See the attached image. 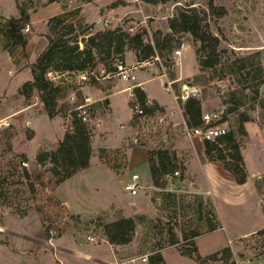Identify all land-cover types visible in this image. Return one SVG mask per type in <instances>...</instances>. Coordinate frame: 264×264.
Here are the masks:
<instances>
[{"label":"rangeland","instance_id":"374dc122","mask_svg":"<svg viewBox=\"0 0 264 264\" xmlns=\"http://www.w3.org/2000/svg\"><path fill=\"white\" fill-rule=\"evenodd\" d=\"M209 1L54 0L50 4L52 2L49 0H0V22L14 14L19 16V10L26 9L30 15L26 25L29 30L22 31L31 37L36 33L42 34L46 28L49 31L51 17L58 15L56 12L61 14L64 11L67 22L92 26L86 33L79 34V44L84 49L88 36L104 29L120 27L136 32L145 28L149 38L157 29L164 33L171 32L168 19L178 9L194 6L199 12L207 11L209 14ZM213 1L227 10L222 17L210 14L208 17L212 32L220 37L221 55L216 66L201 68L192 35L180 33L177 35L181 42L180 56L175 55L174 51L164 50L163 57L136 70L137 79L145 80L144 87L149 92V98L168 107L162 112L168 123L160 126L154 119L148 118L137 124V128L133 127L129 123L133 106L128 92L116 91L132 82L118 76L100 80L105 86L118 84L112 88L111 111L106 99L92 103L86 122L91 136L97 140L102 133L109 134L107 138L113 146L122 143L124 136H127L129 139L125 144L115 149L125 150L130 146L128 153L140 159L143 156L147 158V150L156 152L166 149L171 161L176 164L163 176L162 186L153 184L150 187L148 162L142 164L140 160L133 168L128 163L127 173L138 171L141 175L140 185H148L147 189L140 188L136 195H131L124 188L127 181L114 176L108 167L99 162V149L104 146L100 147L96 141L93 142L94 148L91 144L93 156L90 165L71 178L62 180L60 163L54 150L57 141L62 138L55 140L49 126H43L35 134L32 124H36V106L26 111L19 110L22 102L26 105L36 102L37 94L28 99L20 93L23 84L19 87L18 83L24 82V73L16 75L20 68L30 67V63H26L27 55L15 49L11 60L18 70L12 68L0 29V122H10L8 126L0 127V180L3 181L0 189L8 192L0 197V264H88L82 254L95 251V248L100 250L104 259L112 258V248L120 258L140 254L150 256L159 250L166 264H197L193 258L181 254L178 246L171 242L174 235L179 245H183L185 237L193 234H199L194 240L201 255L229 246V262L224 259L211 264H229L233 261L235 264H264V0ZM83 9L93 15L89 22L80 16ZM133 52H125L126 63L137 62ZM94 71L100 77L104 73L101 66ZM159 73H165L170 79L180 77L177 85H172L175 90L165 85L168 80ZM194 89L197 92L193 93ZM175 92L178 94L176 96L188 92V96L177 100ZM59 93L58 112L54 116L61 120L62 116L72 114L77 104L84 103V96L80 94V89L70 84L63 85ZM71 95L74 97L71 98ZM189 96L202 100L203 113L222 112L228 120L229 130L235 128L239 115L250 118L244 123L248 133L236 136L242 155V172L232 173L224 160L210 159L204 149L207 160L220 163L233 177V182L245 183L243 188L233 186L229 195L231 203H226L223 197L212 199L201 193L207 184L197 173L200 159L198 146L192 142V137L185 134L181 122L183 101ZM9 111H15L14 115L5 117ZM27 120L32 123L28 125ZM54 129L60 137H65L69 127L66 126L64 130L56 123ZM5 130L14 131L15 135L6 137ZM134 132L140 141L131 146L134 144ZM43 133H48V139H42ZM9 144H12V149ZM221 147L224 152L229 151L224 143ZM22 155L28 160L23 161ZM107 158L112 162H121L113 152H109ZM24 162H27L26 165ZM23 166L30 172L35 185L34 193L27 190V179L22 176ZM188 166L191 174L183 180ZM175 169L179 173L173 176L171 173ZM241 174L245 175V180L238 183ZM187 183H195L196 189H193V184L188 187ZM145 190H148L146 195ZM217 192L219 196L223 195L218 189ZM126 197L135 198L138 205L123 210L112 204L123 199L125 201ZM59 201L68 204L72 210L70 216L61 212ZM119 212L136 220L135 235L131 242L124 245L111 244L103 229V223L116 219ZM50 223L60 228L58 235L52 238L48 232ZM209 223L214 225V230H211ZM89 234L95 239H88Z\"/></svg>","mask_w":264,"mask_h":264},{"label":"trees","instance_id":"16d2710c","mask_svg":"<svg viewBox=\"0 0 264 264\" xmlns=\"http://www.w3.org/2000/svg\"><path fill=\"white\" fill-rule=\"evenodd\" d=\"M49 1L52 2L54 0ZM152 1L164 2L167 0ZM208 6L209 14L212 16L222 17L227 14L226 8L217 6L213 0L209 1ZM209 14L207 11L199 12L194 6L180 8L173 17L168 19L171 32L164 33L161 29H157L153 32L152 38L148 37L145 28L136 32H130L120 27L99 30L88 36V42L85 43L84 49L80 47L79 34L86 33L92 26H83L80 22H67L68 17H66L67 13L65 12L52 16L48 22L49 31L51 32V35H47L48 43L35 61L30 63L33 80L24 82L20 93L24 94L28 99L37 94L43 110L52 117L58 112L59 92L65 84L50 79L48 77L50 70L59 73H72L94 70L101 66L104 71L101 76H106L115 69V61L117 59L124 60V54L127 50L135 52L137 61L151 60L155 56L163 57L164 50L173 52L181 44L177 36L180 33H190L192 35L196 45L199 66L201 68H212L219 63L221 53L220 37L214 34L210 28ZM29 20L30 15L27 10L20 9L19 16H12L0 22L2 35L12 40L14 44L25 46L30 36L22 30L29 23ZM97 83L99 82L93 84ZM133 92L138 101L144 104L146 98L144 90L136 86L133 88ZM183 102L182 115L186 122L189 125H200L204 111L202 100L197 96H189ZM156 110L163 111L164 108L157 102H153L150 106H145L147 114H153ZM249 119L244 114L239 115L234 129L219 137L217 141H204L206 153L210 159L224 160L225 166L235 174L239 171L242 172V167L240 166L242 155L236 136L248 133L244 123ZM137 121L138 116L133 115L132 123H137ZM67 132V135L58 141L54 147L60 163L62 180L68 179L79 170L88 167L92 154L91 130L86 123L80 122L75 132L71 133L70 129H67ZM4 133L9 138L15 135L12 130H5ZM223 143L228 147V152H224L221 147ZM9 147L12 149V144H9ZM109 152L115 153L116 158L121 160V162L110 161L107 158ZM148 153L153 184L162 186L164 184L163 176L176 164L171 161L169 151L166 149H159L156 152L149 150ZM21 157L23 161L28 160L25 155ZM99 157L103 163H106L115 171L126 165V153L122 149L102 147L99 149ZM22 176L27 179V190L34 193L35 185L26 166L22 167ZM238 180V183L244 182L245 175L241 174ZM1 183H3L2 180H0ZM6 194H8L6 190L0 189V197L6 196ZM209 225L211 230H214V225L211 223ZM103 229L107 240L111 244L124 245L131 242L135 235L136 220L134 217L125 216L122 212H119L116 219L103 223ZM195 236L197 235L193 234L185 237L184 244L179 245L178 239L173 235L171 242L178 246L181 254L193 258L197 264H211L224 259L229 262L228 260L231 256L229 246L208 255H201L194 240ZM149 263L166 264L159 250L149 256ZM229 264H235V262L233 261Z\"/></svg>","mask_w":264,"mask_h":264},{"label":"crops","instance_id":"0c3cea01","mask_svg":"<svg viewBox=\"0 0 264 264\" xmlns=\"http://www.w3.org/2000/svg\"><path fill=\"white\" fill-rule=\"evenodd\" d=\"M54 2H52V3H50V4H53ZM62 10H60V12H61ZM64 12V11H63ZM62 12V13H63ZM56 13H58V14H60L59 12H56ZM55 13V14H56ZM80 16L82 17V18H84L87 22H89V20H90V18H92L93 17V15L91 16L88 12H85V10L83 9V11H82V13L80 14ZM14 17H17L15 14H14ZM9 18V17H8ZM47 35H51V32L50 31H48V29L46 28V30H44L43 32H42V34L40 33V34H34V35H32L31 37H30V39L28 40V42H27V44L25 45V46H22V45H20V44H14L13 42H12V40H9L7 37H5V36H3L4 38L2 39V41H3V44L5 45V50H7V52L9 53L8 54V58H10V61H11V63H12V65H13V69L14 70H18L17 68H16V65L12 62V60H11V57H13V55L15 54V49H20V51L24 54V56H28V60H27V62L26 63H32V62H34L35 61V59L37 58V56L39 55V53L46 47V45H47V43H48V38H47ZM9 40V41H8ZM26 53V54H25ZM133 54H134V57L136 56L135 55V52H133ZM136 58V57H135ZM133 64V63H132ZM146 65V64H145ZM144 66V65H143ZM141 68V67H140ZM24 73V75H25V79H24V82H26V81H32L33 80V75H32V72H31V69H30V67H28V66H25L24 68H20V70L16 73V75H21V74H23ZM159 75H163L164 77H166V79L168 80L166 83H165V85L166 86H170V87H173L172 85H177L176 83H177V81H180V77L179 78H177L176 79V77L175 78H171L170 79V77H168L165 73H159ZM106 78H110V76L109 77H105V78H103V79H106ZM102 79V80H103ZM22 80V79H21ZM137 82H140L141 84H142V90H144V92H145V95H146V98H149V92L146 90V88L144 87V82H145V80H143V81H140V80H136ZM23 80L21 81V82H19L18 83V86L20 87L23 83ZM184 83V82H183ZM118 83H116V84H111V85H109V86H105V85H103V84H101L100 83V81H99V83H97V84H86L82 89H80V94H82V96H84V98L85 97H90L91 98V100H93V102L95 101V103L97 102V101H102L103 99H106V101L108 100L109 101V107H110V109H109V111H111V99H110V97L112 96V93H113V89L112 88H115L116 87V85H117ZM136 87V86H135ZM134 88V86H133V83H130V85H128L127 83L123 86V87H121V89H116V91H118V92H121V91H127L128 92V96L130 97V102L132 103V105H133V103L135 102V101H137L138 99L136 98V96L134 95V92H133V89ZM185 88V87H184ZM173 89L175 90V88L173 87ZM106 92V93H105ZM177 94H176V92H175V97L177 98V100H178V98H180L179 96H176ZM74 96L73 95H71V98H73ZM134 97V98H133ZM35 98H36V102H34L33 104H25L24 102H22L21 104H22V106L21 105H19V110H23V111H26V110H28L29 108H32L33 106L36 108V109H34V111H35V117H36V119H35V121L34 122H36V124L35 123H33L32 125H33V128L35 129V134H38L39 133V131L43 128V126H45V127H48L49 126V129H50V132L51 133H54L53 134V136L55 137V140H58V139H63V137H64V135L62 136V137H60V135L59 134H56L55 133V127H56V123H57V125H58V127H60V126H62L63 127V129L65 130V127L66 126H68L69 127V129H70V126H71V123H72V119H71V113H69L67 116H65V117H61V120L58 118V116H52V117H50L44 110H43V108H42V103L40 102V100H39V98L37 97V95L35 96ZM145 98V99H146ZM150 100H151V102L153 103V102H157L161 107H163V108H168V107H166L163 103H161L160 101H158V100H156V99H151V98H149ZM179 102V101H178ZM151 103V104H152ZM157 111H160V112H163V111H161V110H157ZM11 112H13V113H11ZM14 112L15 111H9L8 113H5V117H11V116H13L14 115ZM175 111H172V113H174ZM13 114V115H12ZM132 117H133V115H132ZM132 117H131V119H130V125H133V127H136L137 128V125H136V123H132ZM27 122H28V125L30 124V123H32V122H30V120H27ZM103 124V123H102ZM130 127V126H129ZM126 127H123V129H125ZM50 133V134H51ZM134 134V133H133ZM132 134V135H133ZM109 134H105V133H102L101 134V136H100V138H98L97 140H96V138H93L92 136H91V144H92V146H93V148H94V145H93V142H97L99 145H101L100 147H102V145L104 146V147H108V148H110V149H115L116 147H119V146H122L123 144H125V142L129 139V138H127V136H124V138L125 139H123L122 140V143H120L119 145L117 144L116 146H113V145H111V142L109 141V139L107 138V136H108ZM131 135V136H132ZM49 137V135H48V133H43V137H42V139H44V137ZM48 137H47V139H48ZM103 137H106V138H103ZM93 138V139H92ZM61 139V140H62ZM192 139V142H194L197 146H198V150H199V152H198V157L200 158L199 160H198V162H197V165H198V167L199 168H197L198 170H197V173L199 172L201 175H202V179L206 182V184H207V186H206V189H203L204 191H201V193H205V195H207V197H210V198H212V199H217V196L218 197H220V198H222L223 197V199H224V201L226 202V203H231V202H229V195L230 194H232V191H233V186L234 185H238V186H240V187H244L245 186V183H242V184H237V183H235V182H233V177L230 175V174H228V172L225 170V168L224 167H221V164L219 163V164H216L214 161H209V160H207V158H206V155H205V152H204V149H205V147H204V143H203V141H202V138H200V137H192L191 138ZM58 142V141H57ZM110 144V145H109ZM133 145H135V144H132L131 146H133ZM126 146V145H125ZM130 149V146H127V149H125L126 151H125V153H127L126 154V167L124 166V167H122V168H119V171H115L113 168H111L110 166H108L106 163H103L100 159H99V157H98V160H99V162L100 163H102L103 165H105L106 167H108L110 170H111V173L114 175V176H120V177H122V180H125V182L126 181H128V180H130L131 179V176H132V174H134V173H137V174H139V176L141 177V175H140V173L138 172V171H133V172H131V173H127V171H126V168L128 169V163H129V166L131 167V168H133L134 166H137L138 165V162L140 161V160H142L141 162H142V164L143 163H147L148 162V164H149V153H148V150H147V158H145V156H143L141 159L140 158H134L131 154H129L128 153V151L127 150H129ZM132 148V147H131ZM142 153H143V151H142ZM144 155V154H143ZM92 156L93 155H91V158H92ZM133 161H135L136 163H133ZM90 163H91V159H90ZM87 168V167H86ZM149 168H150V165H149ZM85 169V168H84ZM81 170H83V169H81ZM81 170H79V171H81ZM188 170H190V166H188L187 167V169H186V172H187V174H185V178L183 179V180H186L188 177L187 176H189L190 174H191V172H188ZM78 171V172H79ZM196 171H194V173H195ZM150 173H151V171H150ZM76 174V173H75ZM74 174V175H75ZM171 175H175V173H171ZM150 176H151V174H150ZM72 177V176H71ZM70 177V178H71ZM69 179V178H68ZM230 180V181H229ZM124 182V183H125ZM229 182V183H228ZM191 185L193 184V189H196V186H194L195 185V183H190ZM190 184L189 183H187V186L189 187L190 186ZM148 185H150V187H151V185H153V181H152V177H151V181L149 182V184ZM148 185H147V187H148ZM243 185V186H242ZM205 186V185H204ZM217 189L218 190H220L221 191V193L223 194L222 196H219L217 193ZM193 191H195V190H193ZM129 192V191H128ZM145 195L148 193V190H145ZM196 193H198V192H196ZM200 193V192H199ZM229 193V194H228ZM131 194V193H130ZM131 195H133V194H131ZM136 195V194H135ZM192 196H196V195H192ZM124 201V199L122 200V202H119V203H112V204H115L117 207H120L121 209H123V210H126V209H128L129 207L131 208V203H135L136 202V200H135V198H130V197H126L125 198V201ZM216 201V200H215ZM126 204V205H125ZM137 204V202L135 203V205ZM68 205V204H67ZM138 205V204H137ZM129 206V207H128ZM69 207V206H68ZM109 207V206H108ZM136 207V206H135ZM99 209H106V208H104V207H98ZM70 209V208H69ZM133 209V208H132ZM70 211L72 212V210L70 209ZM75 212H77V211H75ZM199 235V234H198ZM197 235V236H198ZM202 235V234H201ZM196 237V236H195ZM111 245V244H110ZM113 246H111V248H112ZM163 251V250H162ZM111 252H112V258H113V256H114V254H115V251H114V249L112 248V250H111ZM82 255H84V258L86 259V262L88 263V264H103L105 261H107V260H110V259H112V258H110V259H104V257H103V254L100 252V250L99 249H97V248H95V251H88V252H86V253H84V254H82ZM163 255V254H162ZM208 255V254H207ZM194 263H195V260H194Z\"/></svg>","mask_w":264,"mask_h":264},{"label":"built area","instance_id":"2783aa9c","mask_svg":"<svg viewBox=\"0 0 264 264\" xmlns=\"http://www.w3.org/2000/svg\"><path fill=\"white\" fill-rule=\"evenodd\" d=\"M25 31L29 30V27L24 28ZM174 54L180 56L182 54L181 47L174 49ZM158 60L159 57L155 56L154 59L146 60V61H137L133 64H128L123 59H117L115 62V69L108 73L106 76H98L94 70H86V71H79V72H64L59 73L57 71L50 70L48 72V77L56 82H61L65 85L70 84L75 89L79 90L82 89L86 84H93L96 82H99L102 80V78L105 77H111V76H118L120 79L132 82L133 86H138L142 88V84L140 82H137V76H136V70L140 67H142L145 64L150 63L153 60ZM92 82V83H91ZM192 92H197L196 89L192 90ZM188 92L182 93L180 98L184 99L188 95H186ZM93 103V100H91L90 97L84 98V103L77 104L72 109L71 119L72 123L70 126L71 133L75 132V130L79 127L80 122L86 123L88 121L89 116V109ZM151 100L149 98L145 99L144 104H142L140 101H135L133 103V115L138 116V121L136 125L140 124L141 121H146L148 118L154 119L157 125H165L168 123V119L164 117L162 112L155 111L153 114H147L145 112V106L151 105ZM182 124H184V132L189 137H200L204 141H217L219 137L227 134L229 131V123L228 120L224 117L223 113L220 111H211V112H205L202 114V122L200 125H189L185 118L182 116ZM178 124V123H177ZM10 125V122L8 120H2L0 122V127L8 126ZM137 125V127H138ZM145 130V129H144ZM262 130L264 132V126L262 127ZM137 133L134 132V135L132 136V142L134 144H138L140 139L136 135ZM27 162H24L26 165ZM175 174H178L179 172L176 170L174 172ZM140 176L137 173L132 174L131 179L127 181L124 184V188L129 191L131 194L135 195L138 193V190L140 188L147 189V186L140 185L139 182ZM59 208L61 209V212H63L64 215L70 216V210L68 205L64 201H59L58 204ZM49 234L52 237H55L60 232V228L57 226H54L52 223L49 224ZM88 239L94 240L95 236L89 234L87 236ZM149 261V255L148 254H140V255H134V256H127L124 258L117 257V254H114L113 258L110 260L105 261L103 264H144Z\"/></svg>","mask_w":264,"mask_h":264},{"label":"water","instance_id":"95a60500","mask_svg":"<svg viewBox=\"0 0 264 264\" xmlns=\"http://www.w3.org/2000/svg\"><path fill=\"white\" fill-rule=\"evenodd\" d=\"M135 203H131V208H135Z\"/></svg>","mask_w":264,"mask_h":264},{"label":"bare ground","instance_id":"6f19581e","mask_svg":"<svg viewBox=\"0 0 264 264\" xmlns=\"http://www.w3.org/2000/svg\"><path fill=\"white\" fill-rule=\"evenodd\" d=\"M187 88V86L185 87V89Z\"/></svg>","mask_w":264,"mask_h":264}]
</instances>
